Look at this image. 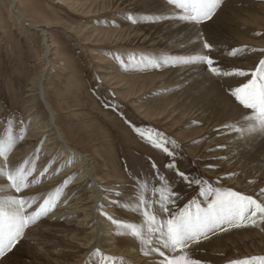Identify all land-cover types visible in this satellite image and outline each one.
<instances>
[{"label":"rangeland","instance_id":"1","mask_svg":"<svg viewBox=\"0 0 264 264\" xmlns=\"http://www.w3.org/2000/svg\"><path fill=\"white\" fill-rule=\"evenodd\" d=\"M253 2L242 0L237 4L243 11L232 12L234 20L216 32L213 20L194 27L174 19L155 23L143 19L169 15L173 9L167 0H17L15 9L25 22L11 10L10 0H0V129L4 126L14 131L13 125H18L25 131L30 127L32 112L47 120L50 109L64 141L73 152L88 160L95 185L101 190L99 197L109 200L116 213L132 222H141V216L133 218L125 211H132L129 206L136 203L138 185L143 180L148 181L146 195L154 198L151 187L159 181L154 179L153 164L174 181V189L179 193V199L169 207L183 208L193 198L204 199L198 196V186H188L177 179L175 170L166 167L170 158L142 140L133 126L175 140V163L180 171L203 178L214 187L264 201V139L240 140L226 127L238 119L228 116L226 109L219 107L207 92L208 80L215 76L206 71V65L154 68L130 60L142 55L160 60L165 56L206 52L202 41L207 40L220 51V56L213 51L209 54L221 66L252 70V63L244 62V52L264 49V0ZM128 3L131 5L127 6ZM250 12L258 13L262 19L253 32L246 34L252 41L242 40L233 32L251 31L247 26H239ZM130 16L137 22L133 23ZM27 23L35 24L39 30ZM208 24L212 25L204 29ZM130 28L132 32H128ZM133 32L141 38L130 37ZM198 32L202 33L200 39ZM127 33L130 34L125 37ZM143 35L147 37L144 39ZM243 46H248L244 52L230 56L231 49ZM251 54L256 64L264 58V53ZM39 80L43 96L34 87ZM219 80L224 84L231 80L230 85L236 86L246 78ZM244 114L241 111L240 115ZM31 139L28 152L36 161L30 162L29 167L37 168L35 164L40 158L43 162L55 158L56 144L42 153L44 138L37 135ZM69 182L70 179L65 182V189ZM85 195L88 192H83L82 197ZM40 196L48 197L42 190L25 198L39 201ZM59 200L60 197L56 204ZM56 204L50 212L64 207ZM155 208L158 211V205ZM48 217L42 216L25 229L20 243L6 255V264H51V254L55 253L52 245H65L68 237L55 226H45V220L52 221ZM119 245L135 248L138 242L120 239ZM189 251L202 264H227L233 259L264 256V222L257 220L253 225L248 220L241 227L217 230Z\"/></svg>","mask_w":264,"mask_h":264},{"label":"snow or ice","instance_id":"2","mask_svg":"<svg viewBox=\"0 0 264 264\" xmlns=\"http://www.w3.org/2000/svg\"><path fill=\"white\" fill-rule=\"evenodd\" d=\"M167 3L173 9L169 15L145 16L143 19L151 20L153 23L174 19L195 27L212 20L222 8L224 0H167ZM129 19L133 23L137 22L131 16ZM201 36L202 33L198 32L197 39ZM202 49L207 51L165 56L160 60L146 55H142L139 59L133 56L130 60L154 68L165 65L201 64L206 65V71L220 79L246 78L236 86L229 85L226 89V94L233 98V102L245 110L240 120L226 127L240 140L264 139V58L259 59L252 70L225 68L209 54L214 46L207 40L202 41ZM246 49L247 46L234 48L229 54L236 57ZM250 51L264 53V49H250ZM133 127L142 140H146L153 148L162 151L170 158L166 167L175 170L177 179L188 186H198V196L204 198L203 201L193 198L183 208L169 207L179 199V193L174 189V181L161 174L153 164L154 179L159 181L158 185L153 184L151 187V196L154 198L150 199L146 195L149 192L148 181L143 180L138 185L140 194L136 198V203L129 206L134 213L141 216V222H125L105 213L112 224L123 229V232L118 234H130L138 242L139 251L144 256L154 257L157 264H202L189 251L193 245L208 240L217 230L226 231L225 226L241 227L248 220H251L253 225L257 220L264 222V201L232 189L214 187L203 178L192 177L180 171L175 163L177 147L175 140H170L162 133L151 129L142 130ZM15 143L16 138L9 128L6 137L0 138V157L3 158L0 160V175L6 178L5 186L0 187V193H4L0 195V259L16 248L24 237L26 228L35 224L42 216L48 215L60 196V190L57 189L55 197L42 198L43 203L30 211L37 202L26 199L21 193L33 183L29 178L34 167H27L29 163L27 160L19 166L10 165L8 154ZM113 203L117 202L113 201ZM93 254L99 257V264H111L115 259L103 254L99 248H96ZM227 264H264V256L233 259Z\"/></svg>","mask_w":264,"mask_h":264},{"label":"bare ground","instance_id":"3","mask_svg":"<svg viewBox=\"0 0 264 264\" xmlns=\"http://www.w3.org/2000/svg\"><path fill=\"white\" fill-rule=\"evenodd\" d=\"M16 1L17 0H10L11 10H13L20 21L25 22L21 12L15 9ZM136 1L143 2L145 0ZM241 1L242 0H224L222 8L212 19V24L214 26L213 29L216 32L221 31L227 22L231 23V20L234 18H232V12L235 10L238 12L239 10L243 11V9L237 5L241 3ZM247 1L251 4H254L253 1L255 0ZM255 3L257 4V2ZM128 5H131V3H128L127 6ZM257 15L259 14L257 13ZM257 15L253 12H250V14L247 15V18H245L242 22L240 21L241 24L239 26H247L251 31H248L245 28L246 30L244 32L234 31V35L242 40L245 39L252 41V39L247 37L246 34L253 32L255 30L254 28H256L255 24L260 19H262V16L259 15L260 17H257ZM246 22H252L253 24ZM212 24L205 25L206 27L204 29L209 28ZM28 26L30 28L39 30V27L35 24H28ZM40 31L42 34L44 33V30L40 29ZM132 31L133 29L131 30L130 28V31L128 32ZM129 34L130 33L125 34V37H128ZM135 35L137 38H141L139 37V33L136 32H133L130 37H134L136 39ZM143 36L144 39L147 37L146 35ZM49 48V45L46 46V53L49 52ZM219 48H221L220 50L224 49L223 46H218V49ZM247 51H245L243 54L246 56L244 62L249 63L250 61V63H252V68H254L256 65L254 54H251L252 51H250V49ZM213 52L214 55L220 56L218 55V52L220 51H218L216 47H214ZM218 62L220 65L222 64L220 61ZM232 62L234 61L232 60ZM211 80H208L209 83L207 84V92L212 94L219 107L223 108L224 110L226 109L228 116L234 115L238 120H240L242 118L240 115L241 111H245L242 109V107L233 102V98H230L229 95L226 94V89L231 84V80L227 81L225 84L216 76L211 78ZM34 87L39 91V93L42 91L40 80L35 83ZM115 87L118 88L119 85ZM41 96H43L42 92ZM48 111L50 113V117L47 120H45V118L39 115L37 112H32L29 119L30 127H28L25 131H22L19 127H17L18 125H13L15 132L11 130V134L14 138H16L17 143H15L8 156L11 166H19L25 160H27L29 163L32 161L35 162L36 159L28 152V150L30 148L31 141L33 140L31 138H37V135H41L44 138V143L41 147L42 153H44L46 149L50 150L53 144H56L58 147L57 152L54 154L55 158L50 160V162H48V159L43 162L41 158L39 159V162H36L35 165H37V168L34 169L32 176L29 178L35 182H33L26 191L21 193V195L24 197L27 195L30 197L31 194L36 195L43 190L47 192V196L55 197L57 189L60 190V200L56 206L58 205L64 207L54 208L52 212L48 213L47 216H49L48 218L52 220L51 222L48 220H45L46 222L41 221L46 223L45 226L48 224L59 228L60 230L58 231L65 233L68 237L65 245H52L55 253L53 252V254H51V264H99V257L93 254L96 248L101 249V252L106 256L115 258L111 264H157V261L154 259V257H146L139 251V245H136L137 247L135 248H131L129 245H125L126 247H120V239H127L129 241L136 240L130 234H118V232H123V229L112 224V222L107 218V215H111L115 219L123 220L125 222L132 221L126 220L123 218V216H120L118 213H116L109 200L99 197L101 190L98 189L99 186H97V188L95 185L93 175L90 173L88 160L79 155L77 152H73L72 148L68 146V144L64 141L63 134L56 125L53 112L50 111V109H48ZM8 131L9 129L3 126V128L0 129V138H5L8 134ZM20 137H22V139ZM19 140L22 142H19ZM34 140L36 141L37 139ZM40 155L41 154L37 155V158H39ZM46 158L50 157L48 156ZM2 159L3 158L0 157V160ZM73 159L74 162L71 161ZM51 161H55L56 164L52 165ZM69 162L71 163L69 164ZM28 165L27 167H29ZM43 174H45V177H43ZM39 177L40 182L37 181ZM69 179L70 182L68 187L65 189L63 186ZM5 184L6 178L0 175V187H4ZM83 192H88V195L82 197ZM0 195H3V193H0ZM75 196L77 197L75 198ZM29 197L26 199L35 200L37 202L36 204L41 202L42 199L41 196L39 197V201L36 200L37 198L30 199ZM31 210H33V208L30 209V211ZM125 212L129 213V215L133 218L134 215H137L140 219V215L134 213L133 211ZM105 213L107 215H105ZM225 227L228 228V226ZM0 260L3 264H6L7 261H9L7 256Z\"/></svg>","mask_w":264,"mask_h":264}]
</instances>
